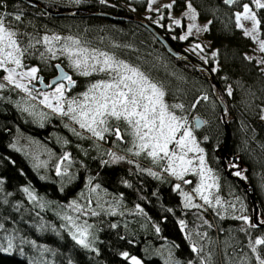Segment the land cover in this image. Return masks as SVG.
<instances>
[{"label":"trees","instance_id":"trees-1","mask_svg":"<svg viewBox=\"0 0 264 264\" xmlns=\"http://www.w3.org/2000/svg\"><path fill=\"white\" fill-rule=\"evenodd\" d=\"M187 3L192 4L201 20L209 22L205 38L211 42L214 57L205 66L228 108V133L220 108L202 73L167 55L161 44L140 24L87 15V12L131 15L119 6L117 0H106L105 3L99 0H82L74 4L41 3L51 11H83L71 17H52L17 0H0V12L21 14L24 21L30 24L26 27L19 24L22 30L34 25L31 28L36 30L45 28L76 36L89 46L108 51L133 66H139L153 81L162 84L165 101L169 105H184V111L176 109V114H194L203 122L202 127L195 128L194 132L206 152L210 167L229 180L222 165L225 146V166L231 168L233 164H242L241 173L252 186L262 222L264 197L260 193L257 176L262 177L264 182V120L259 118V111L264 107V73L254 60L246 57L253 41L237 26L235 17L240 6L235 0L230 3L224 0H173L172 10L181 12ZM134 4L139 11L143 10L141 3L135 1ZM255 10L261 22L260 38L264 40V9ZM154 26L174 50L181 52L184 45L190 44L189 41L179 40L183 27L167 32L165 28ZM215 62L218 66L216 69ZM30 63L38 66L40 73L49 75L53 72L51 66L43 65L38 59H30ZM56 63L62 64V60ZM99 77L92 75L84 78L83 82H92ZM229 88L231 96L228 95ZM83 89L79 87L76 92ZM18 94L10 88L0 92V221L4 231L33 240L37 245L56 249L57 264H131L123 253L136 257L141 264H166L156 252V248L164 243L171 248L177 264H226L225 257L223 260L219 258L221 253L216 247H213V256H209L205 251V240L200 242V248L197 247L202 251L193 252V232L205 235L210 242L217 238L223 243H236L238 250L248 249L253 258L256 257L249 247V241L264 236V228L251 226V214V223L242 226L235 220L221 219L212 209L184 207L173 178H156L145 171L146 166L155 167L149 159L141 157L135 162L128 159L108 161L103 149L100 151L92 138H79L72 131L70 133L61 126L59 119H50L43 125L33 123L14 106L13 100L17 99ZM201 95H206L213 105L207 99H199ZM194 103L195 108L192 107ZM16 135H26L39 141L56 157L68 153L73 170L72 181L65 184L67 177H60L54 171V165L46 169L38 166L30 155L16 146ZM52 137L65 140V146L59 147ZM107 139L103 140L105 147H112L111 140ZM125 141L123 138L116 142L124 148ZM126 157L134 160L130 155ZM89 179L92 184L119 197L124 205L132 208L131 211L141 209V216L131 212L126 220L117 215L104 214L93 219L97 226L92 248L76 243L55 210V207L63 208L60 205H66L82 192ZM185 179L192 181L188 184L190 187L195 184L192 176ZM229 182L245 196V203L250 207L248 196L238 183ZM25 188L41 199L45 208L30 200ZM51 203L53 207L48 208ZM181 221L184 228H181ZM5 246L0 238V264H38L28 248L18 252V248L9 250ZM209 248L212 249V246ZM259 251L264 253V246H260Z\"/></svg>","mask_w":264,"mask_h":264},{"label":"snow or ice","instance_id":"snow-or-ice-1","mask_svg":"<svg viewBox=\"0 0 264 264\" xmlns=\"http://www.w3.org/2000/svg\"><path fill=\"white\" fill-rule=\"evenodd\" d=\"M105 2L106 0H101V3ZM224 2L230 3L231 0H224ZM252 3L256 8L264 9L262 0H252ZM166 7L170 8L171 5ZM188 9L192 13L191 18L195 19V9L192 8L191 3L188 4ZM21 19L22 15L19 13L0 12V69L7 73L3 77L4 80L31 95L32 90L23 81L39 79L36 75L38 69L32 67L26 71L23 70L25 65L22 58L30 48L35 47V44L41 43V40L37 39L33 43V38L29 37L28 44L23 45L19 39L21 33L18 31V23H14L20 22ZM235 19L240 28H243L241 20L251 21L252 28L246 29L244 34L251 36L254 41L258 39L261 22L248 4L243 5V11L237 13ZM174 23L179 24L180 21L177 20ZM192 27L194 25L189 27V34L192 32ZM184 38L186 37H181V39ZM61 39L58 35L42 37L46 51L51 53L52 58H55L57 51L52 47L53 42L60 43ZM195 47L199 48L200 45ZM259 50L264 52V40L259 41ZM58 51L67 55L70 66L78 75L90 76L95 73L103 74V78L90 83L80 97L67 99L64 82L67 81V86L70 88L75 86V81L71 76L63 73L61 69L59 78L48 85L50 88L54 86V91L50 95L43 94L42 104L62 116H68L81 129H85L92 136L101 140L105 138V133L114 134L117 140L122 139L119 122L123 121L126 125L125 134L132 137V145L136 149L135 155L139 156L141 153H145L154 164L160 165L164 172L185 184L192 183V181L185 179L187 174L198 175L200 182L193 191L203 201L204 205L214 209L223 208V203L218 196L214 200L212 198L211 190L218 188V184L211 174V169L206 168L204 150L197 144L192 129L188 126L187 117L178 116L175 112L176 109L183 112L184 105H169L165 101V91L162 84L153 81L139 66H133L105 51L90 50L79 39H74L71 36L63 38V43ZM41 55L43 56V53ZM260 63H264V60H261ZM8 65L14 66L8 67ZM56 67L59 69L60 66L57 65ZM18 69L20 71H17ZM3 87L4 85L0 84V88ZM228 95H232L231 89L228 90ZM202 99L206 100L207 97H202ZM53 101H55L54 104ZM196 103L192 105L193 108H195ZM65 104L67 105L66 110ZM112 120L117 122L115 126L110 125ZM195 123L198 126L200 122L197 120ZM189 153L195 154L194 157H190ZM63 159L67 160L68 156L65 155ZM196 161H198V165L194 166ZM57 174H60L59 167ZM150 174L155 175V173ZM234 174L236 176L242 175L241 171ZM175 188L181 190L180 184H176ZM24 191L28 192L31 199H36L27 188ZM180 194L184 197L186 208L199 209L202 207L200 204L193 203L192 196L188 193L181 190ZM73 207L77 206L73 204ZM77 210H79L78 207ZM92 214L96 215L95 212ZM237 218L243 220L245 224L251 223L246 216ZM65 219L76 227V232L73 233L72 237L76 243L83 247H89L88 228L90 226L86 223L75 225L70 216H66ZM180 223L181 228H184V222L181 221ZM251 226L257 227L256 224H251ZM2 227L3 225H0V228ZM5 239L8 248L11 249L13 238L8 236ZM260 246H264V237L249 241V247L253 253H256L257 264H264V253L259 251ZM192 251L198 252L202 249H197L194 244ZM123 256L130 260L131 264H141L139 259L134 256L129 257L128 253H123Z\"/></svg>","mask_w":264,"mask_h":264},{"label":"rangeland","instance_id":"rangeland-1","mask_svg":"<svg viewBox=\"0 0 264 264\" xmlns=\"http://www.w3.org/2000/svg\"><path fill=\"white\" fill-rule=\"evenodd\" d=\"M39 2H62V3H79L82 0H37ZM101 2V0H99ZM236 3L240 6L239 11L237 13H240L243 11V5L248 4L250 8L256 13V7L252 3V0H235ZM118 4L120 7L124 8L126 11L132 13L133 15L139 16L149 23L156 25L160 28H165L167 32H172L176 28H181L183 29L180 31L179 35V40L180 41H189L190 44H186L183 46V49L196 58L198 61L201 63L207 65L209 59L214 57L213 52L211 51V42L208 41L205 38V34L208 29L209 22L201 20L195 10V19H192V13L188 9V4H186L184 10L181 12L175 13L172 10L173 7V0H143L141 1V6L143 8L142 11H139L138 8L135 6V1L134 0H117ZM264 2V0H262ZM167 5H171V7H166ZM192 5V4H191ZM194 9V7L192 6ZM236 13V14H237ZM22 17L20 22H14L18 23V31L21 33L19 36V39L23 42V45H27L29 41V37L33 38V43H35V40L39 39L41 40V43L35 44V47L30 48L28 52L25 54V56L22 58V62L25 65V68L23 70H27L28 68L35 67L37 68L38 66L32 65L30 63V59H38V61H41L43 65L51 66L52 64L58 62L59 60H62V63L64 64L66 70L70 73H72L73 76H81L76 73V71L73 70V68L70 66L68 57L66 54L61 53L58 51V49L61 47V44L63 43V38L66 37H73L74 39H79L82 44H84L86 47H88L90 50L91 49H97L92 46H89L85 41L82 39L66 34L63 32L59 31H49L45 28H42L40 30H36L35 28H31L34 25L29 26V28L26 30H22L19 28V24L21 26L30 25L28 22L24 21ZM258 19V17H257ZM180 21L179 24L174 23V21ZM22 22H25L26 24H21ZM241 24H243V28H241L243 31L250 30L252 28V22L247 21V20H241ZM192 27V32L189 34V27ZM23 27V28H25ZM240 28V27H239ZM53 36V35H58L60 36L61 42L56 43L53 42L52 47L54 49H57L56 51V56L55 58H52L51 53H48L46 51V46L42 42V37L43 36ZM174 39L176 38L175 35L172 36ZM181 37H186L184 39H181ZM250 39L253 41V46L251 50L246 54V57L250 60H254L256 64L259 66V68L262 70L264 73V63H260L261 60H263V54L264 52H261L259 50V41L262 39L260 38V34L258 31V39L254 41L251 36ZM196 45H200L199 48H196ZM101 50V49H98ZM105 51V50H101ZM109 53L110 55H114L113 53H110L108 51H105ZM43 53V56L41 55ZM116 56V55H115ZM117 57V56H116ZM118 59L123 60L122 58L117 57ZM125 61V60H124ZM127 62V61H125ZM129 63V62H127ZM130 64V63H129ZM14 65H8V67H13ZM218 66L216 62L214 63V69H216ZM17 71H20L18 69ZM2 74V75H1ZM0 84H3L4 87L0 88V92H2L5 89H12L15 92H18L19 96L17 97L16 100H13L14 106L27 118H29L33 123L38 124V125H43L46 123L48 120L56 118L59 119L61 126L66 129L67 131H72L77 137L83 138V137H89L92 138L96 144V147L101 151L103 149L104 155L108 161H123L120 159H128L129 161L135 162V160H141V157H145L151 161V165H154L155 167H145V171L151 175L150 173H155V175H151L152 177L156 178H162L163 176H168L170 178H173L177 184H180L181 190L185 193H188L189 195L192 196V202L195 204H200L202 207L200 208L201 210L208 209V210H214L218 213V216L221 219H228V220H235L237 222H240L242 226H245L246 224L243 222V220L238 219L237 217L241 216H246L249 218V221L251 220V215H252V207L247 206L245 203L246 198L243 196L237 189L234 187L229 180L221 177V175L216 172L213 168L210 167V165L207 162L206 159V152L203 149V147L199 144L197 137L195 136V126L194 122L197 119L196 116L193 115H178V116H185L187 117L189 124L188 126L191 127L193 136L196 139L197 144L199 145L200 148H202L203 155L205 158V165L206 168L211 169V174L215 178L216 183L218 184V188H214L211 190L212 193V198L213 200L215 197H219L223 203V208H210L208 205H204L203 201L197 196V194L193 191V189L199 184V176L189 173L185 176L187 178L188 176H192V178L195 180V184L193 186H189L188 184H185L183 181L176 179L173 176H170L168 173L164 172L162 168L158 169V164H154L153 161L151 160L150 157H148L145 153H141L139 156L135 155L136 149L133 148L132 145V137L125 134V128L126 125H124L123 121L119 122L120 128H121V135L122 139L125 138L126 141L124 142V148H121L119 144L116 141H112V133H105L104 134V139L106 137L109 138V141L111 142L112 147L106 148L104 144V139H98L97 137L92 136L91 133L86 131L85 129H81L78 124L73 122L68 116H62L57 112L52 111L51 108L46 107L44 104L41 103V101L44 98L43 94H51L54 91V88L48 90V91H40L37 92L33 90L29 84L34 83L35 80H25L23 83L27 84L29 89L32 90L31 95L28 93L21 91L20 89L16 88L14 85L9 84L6 80L3 79L7 73L3 72L2 69H0ZM92 75H98L100 76L96 80H93L92 82H95L99 79L103 78V74H92ZM90 75V76H92ZM82 77H89V76H82ZM88 82V85L84 88L83 91L81 92H74L71 95L69 93H66L65 91V97L67 99L71 98H76L80 97V95L85 92L90 85ZM164 89V88H163ZM230 89V88H229ZM206 95H201L199 97H205ZM207 97V96H206ZM209 100V103L213 105L212 101L207 97V101ZM55 101H53V104ZM67 108V105L65 104V110ZM259 118L261 120H264V107L261 108L259 111ZM203 122L201 121V127ZM117 124L116 121L112 120L110 121V125L115 126ZM71 129V130H70ZM70 132V133H72ZM79 133V135H77ZM53 138V137H52ZM15 144L16 146L22 150L23 152L27 153L30 155V157L36 162L38 166H40L43 169H46L47 166L54 165V171L57 173V168L59 167V176L63 177L66 176L67 179L65 181V184L69 183L73 179V170L71 169V162L69 158L68 153H64L63 157H56V154L50 150L47 146L44 144H41L39 141L28 137L26 135H16L14 137ZM55 143L59 147H64L65 145V140L59 139V137L53 138ZM94 142V143H95ZM116 145V146H115ZM122 146V145H121ZM102 148V149H101ZM106 149V150H104ZM119 151L123 152L119 153ZM65 155L68 156V159L65 160L63 159ZM126 155H130L132 158L126 157ZM195 154L189 153L190 157H194ZM198 165V161H196V165ZM229 167V165H228ZM233 172L232 174H234ZM63 175V176H62ZM244 175H241L239 177L245 178ZM258 177V178H257ZM258 186L260 193L262 197H264V182L263 178L257 176ZM189 179V178H188ZM191 179V178H190ZM94 189V191H93ZM179 190V192L181 191ZM33 194V193H32ZM36 199L33 200L29 197L30 200L36 202L41 208H45V205L41 199H39L35 194H33ZM29 196V194H28ZM182 205L184 206L185 201L184 197L180 194ZM249 199V198H248ZM50 202H53L49 200ZM73 204H75L79 210H77V207H73ZM57 203L55 204V206ZM65 205V204H64ZM62 206L63 208H57L55 207V210L57 211V216L59 219L62 221L64 228L68 231L69 235L73 237V233L76 232V227L74 224L70 223L68 220L65 219L66 216L72 217V220L75 222V225H83L87 224L90 226L88 228L89 232V237H88V243L89 247L87 248H92L93 243L95 241V227L97 226V223H94L92 221L93 219L99 218L100 215L104 214L106 216L110 215H117L119 217H122L123 220H126L127 214H137L141 216V209L140 208H134L132 211V208L127 207L126 205L123 204L122 200L119 197H114L111 194L107 193L103 189L99 188L98 186L94 185L91 183V180H87L86 187L82 192L77 194L75 197H73L65 206ZM52 203L48 206V208H51ZM234 206V207H233ZM53 207V206H52ZM185 207V206H184ZM95 212L96 215H93L92 213ZM251 214V215H250ZM251 222V221H250ZM0 225H2L0 221ZM11 236L13 238L12 241V247L11 249L8 248L7 245V240L5 237ZM264 236H260L258 238H261ZM0 238H2V242L5 247L9 250H13L18 248V252H22L24 248H28L31 257L34 258V260L38 264H57L56 262V257H57V250L47 246V245H37L33 240H27L26 238L19 236L15 234L14 232H9V231H4L3 227L0 228ZM191 239H192V244L198 248L199 244L202 240H205V246L207 249L205 250L209 256H213V247H216L217 250L221 253L219 255V258L221 260L224 259L226 264H257L256 258H253L252 253L248 250H238L239 248L237 247L236 243L229 242L227 241L226 243H223L221 239H215L214 241L210 239H206L205 235L198 233H191ZM210 242V243H209ZM214 243V244H213ZM232 244V245H231ZM209 246H212V249L209 248ZM242 246H240L241 248ZM211 250V254L209 251ZM156 252L159 253L165 260L166 264H177L175 260L172 257L171 253V248L168 246V244L164 243L156 248ZM211 256V257H212ZM223 257V258H222ZM218 258V257H217ZM206 264V263H204Z\"/></svg>","mask_w":264,"mask_h":264},{"label":"water","instance_id":"water-1","mask_svg":"<svg viewBox=\"0 0 264 264\" xmlns=\"http://www.w3.org/2000/svg\"><path fill=\"white\" fill-rule=\"evenodd\" d=\"M20 1L32 8H37L42 10L43 12H45L46 14L52 16V17H71L76 15L79 12H83L80 10H70V11H51L46 9L39 1L37 0H17ZM233 0H231L232 2ZM87 15L89 16H96V17H103V18H108L111 19L113 21H124V22H133V23H137L140 24L141 26H143L144 28H146L153 36L154 38L161 44V46L164 48L165 52L173 59L180 61V62H184L185 64L189 65L190 67H192L193 69H195L196 71L202 73L207 81L208 84L211 88L212 91V95L213 98L215 100V102L217 103V105L220 108V113H221V117L223 119L224 125L227 129V133H228V123H229V111L228 108L226 106V104L223 102L220 93L218 91V88L216 86V84L214 83L213 79H212V75L211 72L207 69V67L202 64L201 62H199L198 60H194L192 58H190L186 53L183 52H179L174 50L170 44L166 41V39L163 38V36L157 31L156 27L154 25H152L151 23H149L148 21H146L145 19L136 16V15H116V14H107V13H97V12H87ZM57 65H59V69L56 67ZM54 69L56 74L54 75V77H52L48 83H46L44 81V78L42 75H39L37 79V84L38 86L36 87V90H42V91H47L49 89H52L53 87H48L49 84H52V82L54 80H57L59 78V76L61 75V69L63 70V73L69 75L72 77V75L70 74V72H68L64 66L61 63H55L54 64ZM73 79V78H72ZM42 81V82H41ZM66 85V92H69L73 87H68L67 86V81L64 82ZM199 121V125H196V121ZM194 122V126L196 129L201 128V120L200 119H196ZM229 139V138H228ZM227 144V142H226ZM224 152H223V156H222V165L224 168V172L225 175L238 183V185L243 189L244 193L248 196L249 198V202L250 205L252 207V222L253 224L257 225V228H264V223H261V221L259 220V209H258V205L256 202V199L254 197V192L252 189V186L243 181L242 179H240L237 176H234L231 174V168H227L225 166V160H226V146L224 147Z\"/></svg>","mask_w":264,"mask_h":264},{"label":"flooded vegetation","instance_id":"flooded-vegetation-1","mask_svg":"<svg viewBox=\"0 0 264 264\" xmlns=\"http://www.w3.org/2000/svg\"><path fill=\"white\" fill-rule=\"evenodd\" d=\"M134 1H136V2H141V1H143V0H134ZM165 51V50H164ZM181 52H183V53H186L190 58H192L191 57V55L190 54H188L184 49H183V51H181ZM166 53V52H165ZM167 54V53H166ZM168 55V54H167ZM197 60V59H196ZM182 63H184V62H182ZM55 64V63H54ZM54 64H52L51 65V67H52V71L53 72H51L49 75H46V74H43V73H40V70H39V68L37 67V69H38V71H37V77L39 76V75H42L43 76V78H44V81L46 82V83H48V81L52 78V77H54V75L56 74V72H55V69H54ZM185 64V63H184ZM62 65L64 66V64L62 63ZM185 65H187V64H185ZM187 66H189V65H187ZM190 67V66H189ZM64 68H65V66H64ZM66 69V68H65ZM71 75H72V73H70ZM72 78H73V80L75 81V86L69 91V92H66V93H69L70 95L72 94V93H74V92H76V89H78L79 87H82V88H85L87 85H88V83L86 82V83H84L83 82V80H84V78H87V77H82V76H73L72 75ZM29 86L33 89V90H35V91H37V92H40V91H42V90H36V87L38 86V84H37V80H35L34 81V83H30L29 84ZM54 88V87H53ZM50 90V89H49ZM84 90V89H83ZM48 91V90H47ZM65 91H66V88H65ZM107 140H109V138L107 139ZM113 140H116V141H119V140H117L116 139V137H115V135H112V141ZM236 161V160H235ZM229 168V167H228ZM242 169H243V166H242V164H233L232 166H231V174L233 173V172H237V171H241L242 172ZM242 174V173H241ZM233 175V174H232ZM243 175V174H242ZM234 176H236V175H234ZM227 177V176H226ZM237 177H239V176H237ZM244 177V176H243ZM228 178V177H227ZM240 179H242L243 181H245V182H247L248 183V181L246 180V178H242V177H239ZM229 179V178H228ZM229 180H231V179H229ZM233 181V180H232ZM237 183V182H236Z\"/></svg>","mask_w":264,"mask_h":264}]
</instances>
